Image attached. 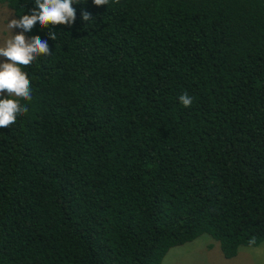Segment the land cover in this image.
<instances>
[{
    "label": "trees",
    "instance_id": "trees-1",
    "mask_svg": "<svg viewBox=\"0 0 264 264\" xmlns=\"http://www.w3.org/2000/svg\"><path fill=\"white\" fill-rule=\"evenodd\" d=\"M0 4L17 19L35 6ZM72 7L73 24L24 32L52 53L20 66L28 112L0 128V264H161L202 234L230 258L264 241V0Z\"/></svg>",
    "mask_w": 264,
    "mask_h": 264
},
{
    "label": "clouds",
    "instance_id": "clouds-1",
    "mask_svg": "<svg viewBox=\"0 0 264 264\" xmlns=\"http://www.w3.org/2000/svg\"><path fill=\"white\" fill-rule=\"evenodd\" d=\"M73 3L74 0H34L35 6L29 14L8 21L9 29L20 28L23 31L13 34L0 46V56L6 58L4 62H0V93H7L6 98L0 99V128L14 124L17 114L28 112L27 105H22L20 101L32 99L30 80L20 66H28L38 56L52 53L46 40H41L39 36L26 39L24 32L31 31L37 22L41 28L73 24L76 18ZM93 3L97 6L108 5L109 0H93ZM82 20L90 21V14L83 12ZM49 37L55 40V32L50 31ZM179 101L184 107H190L193 97L183 93L179 96Z\"/></svg>",
    "mask_w": 264,
    "mask_h": 264
},
{
    "label": "rangeland",
    "instance_id": "rangeland-1",
    "mask_svg": "<svg viewBox=\"0 0 264 264\" xmlns=\"http://www.w3.org/2000/svg\"><path fill=\"white\" fill-rule=\"evenodd\" d=\"M12 18L10 10L0 4V46L13 34L22 32L20 28H8V21ZM5 60V57L0 56V62ZM161 264H264V241L254 247L239 246L235 256L225 258L218 243L202 234L192 241L168 249Z\"/></svg>",
    "mask_w": 264,
    "mask_h": 264
}]
</instances>
